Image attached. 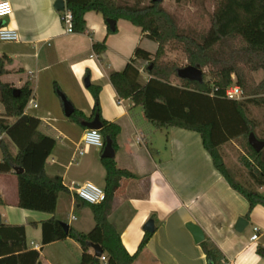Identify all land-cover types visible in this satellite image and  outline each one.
Returning a JSON list of instances; mask_svg holds the SVG:
<instances>
[{"label": "crops", "instance_id": "1", "mask_svg": "<svg viewBox=\"0 0 264 264\" xmlns=\"http://www.w3.org/2000/svg\"><path fill=\"white\" fill-rule=\"evenodd\" d=\"M5 1L12 4L13 14L1 20L0 27L15 30L19 41L0 43L6 72L1 81L15 74L18 80L6 84L17 83L20 89L29 84L38 107L31 106L27 116L38 119L40 132L56 140L46 174L60 177L68 189L59 196L56 219L80 233L95 227L91 207L71 191V186L92 183L105 191L104 149L89 147L79 155L83 136L90 130L87 124L94 119L77 123L66 117L63 97L74 111L90 118L95 107L90 87H100L101 116L121 129L114 159L119 169L135 176L121 181L109 221L130 255L138 253L148 221L155 223L150 241L134 264H209L188 224L199 226L205 241L219 248L223 264H264L257 253L264 247V207L258 205L250 212L248 201L215 168L199 133L158 128L148 121L142 108L120 99L110 81L112 72H121L131 64L139 72L131 81L145 86L150 79L145 65L154 59L158 44L125 20L117 21L116 32H110L107 21L96 12L85 16L88 33H66L60 11L55 9L57 0ZM102 43L106 51L100 55L94 44ZM12 146L16 155L18 150ZM0 198L4 202L0 205L2 225L26 227L27 245L41 252L40 264L42 259L46 264H80L82 248L72 239L42 249V223L53 216L18 207L16 175L0 174ZM240 218L249 223L242 233L236 231ZM255 227L260 230L259 238L252 242Z\"/></svg>", "mask_w": 264, "mask_h": 264}, {"label": "trees", "instance_id": "2", "mask_svg": "<svg viewBox=\"0 0 264 264\" xmlns=\"http://www.w3.org/2000/svg\"><path fill=\"white\" fill-rule=\"evenodd\" d=\"M145 1H148L146 3ZM186 0H175L182 5ZM213 6L211 25L206 33L180 28L176 17L167 13L162 3L151 0H66V10L60 12L65 25V15L72 16L73 32L88 33L85 16L89 12L101 14L107 20H125L141 28L147 38L158 44L154 59L145 68L150 76L145 86L140 87L131 77H139V72L129 64L121 72H112L110 81L120 99L130 100L134 107L142 108L145 117L158 128L177 127L201 135L203 145L211 155L215 168L228 184L242 195L250 205V212L258 205L264 206V195L254 188H247L231 174L226 167L220 148L241 137L248 139L253 124L248 118L247 105L259 104L255 98L264 93V81L260 86L253 83L252 73L264 72V0H201ZM163 19L166 22H163ZM154 24V27L152 26ZM112 32V31H110ZM116 32V30H115ZM113 33V32H112ZM181 50L189 66L208 68L213 82L172 83L177 77L178 66L164 60L167 48ZM98 54L106 51V46L94 44ZM138 58L141 56L139 55ZM136 60H132L135 63ZM0 59V174H14L18 180V207L24 210L42 212L53 217L42 223V249L54 242L72 239L82 248L80 264H104L91 253L90 245H99L107 258L106 264H134L153 233L146 232L138 253L130 255L124 248L120 234L109 221L113 202L121 181L134 178L130 172L118 168L115 159H103L106 168V200L90 205L95 227L89 233H80L70 228L65 232L62 222L56 219L58 199L68 192L60 177L50 178L46 174V162L56 146V140L42 134L41 122L31 116L25 120L24 112L32 98L29 84L14 94L11 84L2 83L4 71ZM236 84L241 87L245 101L226 98V90ZM130 77V80H129ZM95 99V107L90 118L77 110L70 117L81 123L97 116L102 124V132L117 148V138L121 129L118 125L104 120L100 111V87H90ZM261 104V103H260ZM11 145L18 150L16 155ZM252 160L247 162L249 174L258 188H264V153H257L249 142ZM105 149V148H104ZM15 170H24L16 173ZM4 202L0 198V205ZM209 264H223V254L210 241L200 245ZM257 253L264 259V247ZM41 252L30 249L26 240V227L0 226V264H40Z\"/></svg>", "mask_w": 264, "mask_h": 264}, {"label": "rangeland", "instance_id": "3", "mask_svg": "<svg viewBox=\"0 0 264 264\" xmlns=\"http://www.w3.org/2000/svg\"><path fill=\"white\" fill-rule=\"evenodd\" d=\"M131 2L133 3L135 0H131ZM145 2L148 3V1ZM161 7L170 15L176 17L180 28L187 30V32L195 30L198 33H206L210 28V15L213 11V6L209 1L204 5L201 0H186L182 5H177L175 0H163ZM7 19L8 18L4 20ZM163 22L166 21L163 19ZM152 26L154 27V24ZM164 60L176 64L179 69L189 66L184 53L181 50H174L173 45H170L167 48V54ZM202 71L204 73V82H213L210 70L208 68H203ZM252 78L254 85L260 86L264 81V72L262 70L253 72ZM16 80H18V78L15 74L6 75L2 78L4 83L15 82ZM232 80L233 83H236V76H234ZM172 83L181 84L180 79L177 77L172 78ZM12 85L15 86L16 89H20L17 87V83ZM248 98V96L244 95L240 101H245ZM255 98L261 101V104L250 103L247 105L248 118L253 124L252 133L255 138L264 142V93ZM249 139L248 137H241L234 140L221 147L219 152L226 167L230 170L231 174L237 181L247 188L257 189L264 195V188H258L253 183L249 174V168L246 165L247 162L252 160V157L249 154ZM12 148L14 149L13 146ZM41 263L46 264V261L42 259Z\"/></svg>", "mask_w": 264, "mask_h": 264}, {"label": "water", "instance_id": "4", "mask_svg": "<svg viewBox=\"0 0 264 264\" xmlns=\"http://www.w3.org/2000/svg\"><path fill=\"white\" fill-rule=\"evenodd\" d=\"M153 3H162L163 0H151ZM55 9L57 11L63 12L66 10V2L65 0H57L55 3ZM107 24L110 28V31L115 32L116 30V24L117 21L115 20H107ZM178 78L181 80H186L190 82H197V83H203L204 82V73L202 69L199 66H187L185 68L178 69L177 72ZM86 87L90 86V79L87 78L85 80ZM20 89H15L14 94H19ZM63 103H64V111L66 117H71L74 113V108L72 104L63 97ZM25 120L28 119V116L24 117ZM87 127L90 130H102V124L100 123L99 117L97 116L92 123L87 124ZM105 149L102 155L103 159H114L115 157V149L113 148V142L109 137H105ZM249 142L252 146V148L257 152L260 153L264 150V142L259 141L255 138L254 134L250 135ZM16 173H23L24 170H15ZM2 225V216L0 214V226ZM249 225L248 221L244 218H240L236 224V231L239 233H242L246 227ZM62 226L65 230V232H69V225L66 223H62ZM187 228L190 230V232L193 234L194 239L197 244H200L205 241V235L203 230L194 224H188ZM145 231L149 233H153L155 230V223L153 220L148 221V223L145 225ZM90 248L94 251V255L97 258H101L104 254V251L101 246L91 244Z\"/></svg>", "mask_w": 264, "mask_h": 264}, {"label": "built area", "instance_id": "5", "mask_svg": "<svg viewBox=\"0 0 264 264\" xmlns=\"http://www.w3.org/2000/svg\"><path fill=\"white\" fill-rule=\"evenodd\" d=\"M13 14V7L9 1L0 0V21L10 17ZM65 32L72 33V16L70 13L65 15ZM19 41V35L15 30H12L7 27H0V43H14ZM234 77V76H233ZM226 98L228 100L239 101L243 98L244 93L240 86L236 83H233L231 87L226 90ZM33 106L37 108L38 105L31 98L29 101L24 115L27 116L28 109ZM1 139V138H0ZM83 147L79 149V155L82 156L85 154V148L95 147L104 149L105 148V140L104 136L101 134L99 130H87L83 136ZM71 191L74 192L82 201L86 202L90 205L101 204L106 200V194L103 189L92 184L85 183L83 185H72ZM260 230L258 228H254V234L251 237L252 242H256L259 238ZM100 260L106 264L107 258L103 254Z\"/></svg>", "mask_w": 264, "mask_h": 264}]
</instances>
